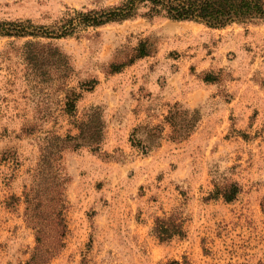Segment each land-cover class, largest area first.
I'll list each match as a JSON object with an SVG mask.
<instances>
[{"label": "rangeland", "instance_id": "rangeland-1", "mask_svg": "<svg viewBox=\"0 0 264 264\" xmlns=\"http://www.w3.org/2000/svg\"><path fill=\"white\" fill-rule=\"evenodd\" d=\"M123 1L0 0V21L49 31ZM145 11L61 38L0 33V264H25L36 245L25 192L41 137L77 136L88 113L103 140L63 152L68 234L49 264H264V21ZM226 179L238 197L209 199ZM172 213L186 235L161 241L156 218Z\"/></svg>", "mask_w": 264, "mask_h": 264}, {"label": "trees", "instance_id": "trees-1", "mask_svg": "<svg viewBox=\"0 0 264 264\" xmlns=\"http://www.w3.org/2000/svg\"><path fill=\"white\" fill-rule=\"evenodd\" d=\"M142 9L146 10L143 15L148 17L163 15L174 20L202 22L210 27L264 21V0H125L101 10H75L74 14L63 18L61 25L49 31L43 30V26L38 28L31 25L30 20L29 26L19 21H0V33L9 36L41 35L61 38L72 35L79 25L98 27L113 21H123L142 14ZM148 54L146 43L141 42L138 56ZM78 97L80 95L76 92L67 95L68 113L75 110ZM79 129L77 136L68 134L62 137L49 131L41 137V155L34 175L35 180L32 187L25 192L27 221L36 235V245L25 264H49L66 246V213L69 207L66 191L70 176L64 165L63 152L67 148L76 149L84 145H95V149H99L105 129L102 115L88 113L87 118L79 124ZM241 191L238 181L226 179L215 182V189L208 198H223L232 202ZM154 232L161 241H168L175 236L184 237V220L174 213L158 216Z\"/></svg>", "mask_w": 264, "mask_h": 264}]
</instances>
